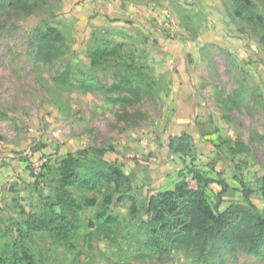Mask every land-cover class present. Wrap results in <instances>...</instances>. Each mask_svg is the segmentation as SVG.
<instances>
[{"label": "rangeland", "instance_id": "obj_1", "mask_svg": "<svg viewBox=\"0 0 264 264\" xmlns=\"http://www.w3.org/2000/svg\"><path fill=\"white\" fill-rule=\"evenodd\" d=\"M140 1L153 3L154 16L75 11L84 0L0 4V255L17 223L56 202L60 182L49 167L107 148L103 159L131 189L68 187L81 205L69 237L41 231L27 241L42 264H264V244L256 249L253 239L202 249L194 233L169 238L141 226L152 196L181 181L197 188L198 175L211 181L212 206L244 202L249 188L264 210V0H250L244 17L236 0ZM46 24L65 40L42 60L34 37ZM100 44L121 56L92 63ZM122 63L146 65L152 81L139 85ZM185 131L192 151L182 155L168 138Z\"/></svg>", "mask_w": 264, "mask_h": 264}, {"label": "trees", "instance_id": "obj_2", "mask_svg": "<svg viewBox=\"0 0 264 264\" xmlns=\"http://www.w3.org/2000/svg\"><path fill=\"white\" fill-rule=\"evenodd\" d=\"M18 6L20 0H0V4ZM236 12L240 16H247L246 6L250 0H236ZM252 19L257 17L252 15ZM37 46V56L42 60L50 59L52 51L58 43H63L65 38L59 28L46 24L37 27L34 37ZM119 50L102 44L95 47L90 53L92 63L115 61ZM117 63V62H116ZM125 71L136 76L138 84L148 86L152 78L144 72L146 65L132 66L122 63ZM134 69H137L135 71ZM191 133L188 131L168 138L169 148L182 155L192 151ZM107 148L92 149L98 157L87 159L82 157V151L68 153L60 156L54 166L49 167L50 172L58 178L59 191L56 192V202L49 204L52 209L46 213L30 215L15 225L17 235L8 244V254L0 255V264H42L28 246L32 233L46 231L66 239L69 237V224L71 218L75 219L81 205L77 200L69 197L68 187H89L99 190L101 186L119 189L127 184L131 189V179L115 163H110L102 156ZM197 188H190L185 181L176 184L174 189L162 191L152 196L147 201L146 213L148 218L141 222L147 231L158 235L165 232L169 238H175L180 231L194 233L203 240L202 249L212 243H232L235 241L253 239L256 249L264 244V210H260L253 202L252 190L244 191V202L232 204L223 208L220 203L212 206L208 201L206 188L210 180L203 179L200 175ZM222 192L227 191L224 181H219ZM128 192L130 190H127ZM128 196V195H127ZM125 194L123 198L127 197ZM137 199L133 200L131 212H137ZM56 208H59L56 209ZM71 216V218H69Z\"/></svg>", "mask_w": 264, "mask_h": 264}, {"label": "crops", "instance_id": "obj_3", "mask_svg": "<svg viewBox=\"0 0 264 264\" xmlns=\"http://www.w3.org/2000/svg\"><path fill=\"white\" fill-rule=\"evenodd\" d=\"M83 7L101 11L106 18L123 17L137 20L139 17L154 16L156 11L152 2L144 3L140 0H84L81 6L78 4L75 11L79 12Z\"/></svg>", "mask_w": 264, "mask_h": 264}]
</instances>
